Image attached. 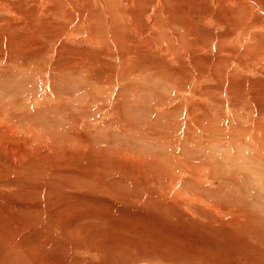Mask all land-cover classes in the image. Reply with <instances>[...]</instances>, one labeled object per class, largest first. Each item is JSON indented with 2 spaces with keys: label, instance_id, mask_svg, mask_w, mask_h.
Returning a JSON list of instances; mask_svg holds the SVG:
<instances>
[{
  "label": "rangeland",
  "instance_id": "obj_1",
  "mask_svg": "<svg viewBox=\"0 0 264 264\" xmlns=\"http://www.w3.org/2000/svg\"><path fill=\"white\" fill-rule=\"evenodd\" d=\"M169 1L182 4L171 7L163 20L166 30L177 29L174 39L181 28L185 35L192 34L188 41L220 40L222 45L216 42L212 54L203 53L199 42L189 47L196 56L193 63L187 58L182 66L168 61L181 72L186 67L188 75L179 70L168 79L159 68L143 74L159 64L156 57L166 56L153 48L141 50L142 42L133 35L125 42L138 65L131 69L132 63L123 64L121 71L123 62L115 60L113 52L68 41L66 33L56 31L58 41L50 51L39 46L45 44L40 40L36 50L15 53L17 37H2L6 29H0V264H97L103 258L101 236L128 239L150 258L156 247L165 259L172 253L186 256L181 264H193L191 253L197 259L221 258L222 264H255L246 257H264V63L259 56L254 62L245 55H253L242 49L249 46L245 36L237 40L238 34L218 27V10L212 11L213 26L200 15L186 23L184 5L192 9V2H199ZM243 1L238 3L249 2ZM253 1L263 4L264 12V0ZM205 2L212 6L213 0ZM226 3L223 0L228 11L235 8ZM45 8L46 12L49 7ZM8 12L0 8L4 21ZM9 20L12 23L13 17ZM249 20L258 25L253 16ZM116 21L118 34H128L126 19L120 16ZM257 35L264 38V32ZM231 38L236 44L228 47ZM217 44L223 47L219 58ZM213 63L217 82H193L209 72L206 64ZM255 136L259 147H253ZM200 164L207 167L200 190L206 187L209 192L195 191L222 202L221 233L211 226H193L187 218L175 225L170 207L158 198L170 200L164 185L173 180L182 192L177 196L191 201L192 190L185 187L196 180V171L187 172ZM240 214V222H233ZM130 251L133 258L111 254L107 264L139 261L136 248ZM209 260L206 263L213 261Z\"/></svg>",
  "mask_w": 264,
  "mask_h": 264
},
{
  "label": "bare ground",
  "instance_id": "obj_2",
  "mask_svg": "<svg viewBox=\"0 0 264 264\" xmlns=\"http://www.w3.org/2000/svg\"><path fill=\"white\" fill-rule=\"evenodd\" d=\"M34 1L35 0H14V1L13 0H11V1L0 0V8L8 9L9 18L13 17L12 23L10 22L9 18H6V21H4L3 18L0 17V21L2 22V26H0V29H6L3 33H1V35L4 34V36H2V37H5V36L7 38L9 37V40H11L13 38V41H16L15 37H17V42L15 45V46H17V48H16L15 53H17L18 51H20L22 49L27 50L30 48H35V50H36V48L38 46L37 42L40 40H44L45 44H42L43 43L42 42L41 43L42 45H39V46L45 47V49H47V50L49 49V51H50V49H53V46L58 41L56 38L58 33L56 31H60L61 35H64V33L67 34V37H65V36L64 37H65V39L67 38L68 41L80 42V43L86 42V43H89L93 46L98 47V52L103 51V53L106 52L110 55H111L110 52H113V54H115V56H113L115 58V60L117 59V60L123 62L122 68H120L122 71V70H124V67H125V66H123V64L127 65V64L132 63L131 69L133 67H135L137 64L135 55L134 54L132 55V53L128 49V44L125 42V40H127L130 36L133 35L134 38L138 39L137 41L142 42L141 50H143L145 48L146 49H149V48L152 49L153 48V49H155V51H153V52H159V53L164 54L166 56L163 59H159L156 57V60L158 61L159 64H157V66L155 68H153L154 70H152V72H150V69L146 70L145 72L141 70V72H144L143 74H145V76H147V75L153 74L154 72H156V69L159 68L160 69L159 73L161 76L164 77L163 79H168V78L172 77L174 74H180V72H181V69H179L180 70V72H179L178 69H174L173 67H171L170 65L172 63L169 65L168 61L173 62L175 66H182L185 64V62L187 63V60L185 59V58H187V59L191 60V62L193 63L194 60H192V58L196 57V56L191 54V49L189 47L198 44V42H199V45H202L201 51L203 53H205L204 52L205 50H209V52L211 53V51H213V50H210V49H213V47L214 48L216 47L215 44L217 41L205 43V41L203 39H200V41H197V40L195 41V38H194V41H188V40H190V38H192L191 37L192 34H190V36L185 35L184 34L185 30L183 31V29H181V28L178 29V31L180 33L178 34V39L176 40V38L174 39V37H176L175 33H176L177 29H176V31L172 30L173 27H172V29H168V30L165 29L166 24L163 25L164 24L163 20L165 21V19H167V17L169 16V13H170V12L168 13V11H170L169 9L171 7L177 8L180 5H182L181 3H172L169 0H37V3L35 4ZM174 1H177V0H174ZM194 1H196V0H194ZM197 1L199 3L192 2V4L196 5V7L192 8V9L189 7H186L187 4L184 5L185 11L189 15V19H187L185 21L186 23L191 22L192 19H195V17L200 15V17L206 23H207V21H209V24L211 25V24H213L212 20L215 19L212 11L214 12L215 9L218 10L217 11L219 14L218 16L220 17L218 19V22H217L218 27H220V29H224L225 32L226 31H232L235 34H238L237 40L240 39V37L245 36L246 39L249 41V46L244 45L242 47V49L246 52L248 50H250L253 53V55H251V54H245V55L248 58L253 59L254 62H255V59L257 58V56H259L258 60L264 63V38L262 35H257V33L264 32V19L260 18V17H264L263 16L264 12H263V7H262L263 4H260L259 1L257 2V1H253V0H249V2L247 4L238 3V0H225L227 2L226 4H230V6L233 4L235 5L234 6L235 8L233 10H229L231 12V13H229V11L225 7H223V0H213L212 6L206 4L207 1L205 2V0H197ZM262 2H263V0H262ZM119 4H120V6H119ZM122 4L124 5L122 8H120V9L117 8V7H121ZM248 5H252L254 7L250 8ZM43 6H44V8H43ZM45 6L49 7L46 12L44 11L47 9V8H45ZM192 6H190V7H192ZM204 6H207L206 9L208 8L207 11H208V15L210 16L209 19H207V14L205 12L206 9L204 8ZM247 6H248V8H247ZM31 8H35V11H30ZM203 8L205 9L204 11H202ZM121 9H123L122 12H121ZM173 11H174V9H173ZM156 12H157V16L155 18ZM34 14L36 17L33 16ZM223 15L225 16L224 22H223ZM120 16H122L123 18L126 19L127 28L131 32V33H129V31H128L127 32L128 34L122 35L123 37L118 34L119 28H121V27H118L116 24L117 23L116 18H118ZM190 16H191V18H190ZM251 16L254 17V20L255 19L257 20L258 25L254 24L253 21L251 22L249 20L251 18ZM26 18H29V19H26ZM24 19H26V20H24ZM55 20H58V21H55ZM184 20H185V17H184ZM121 23L119 22V24H121ZM174 23L176 24V22H172V24H174ZM211 26H213V25H211ZM56 27L58 30H56ZM47 29H50V32L45 34V30H47ZM186 29H187V26H186ZM0 32H1V30H0ZM23 33H25V34H23ZM258 38H261V40H258V41H260L259 43L257 41ZM183 40H185V41L182 43ZM231 40H232V38H231ZM1 41H2V39H1ZM7 42L9 43L8 40H7ZM218 42H217L218 44L222 45V43H220V40ZM4 43H2V44H4ZM173 44H174V46H172ZM218 44H217V46H218ZM233 44H236L234 39L232 41L228 42L227 46L228 47L233 46ZM5 45L7 46V44H5ZM152 46H154V47H152ZM240 46H241V44H240ZM49 47H51V48H49ZM1 48H3V46ZM217 48L218 49H216V50L217 51L219 50L217 58H219L220 53L223 56V47L218 46ZM6 49H8V48H6ZM47 50H45V51L47 52ZM104 50H106V51L104 52ZM215 53H217V52H215ZM99 54L100 53H98V55ZM110 55H108V56H110ZM260 55H261V57H260ZM147 57H149V56H147ZM216 61H217V59H215V62ZM164 63H166V64H164ZM148 64H150V63H148ZM200 65H202V64H200ZM206 66H207L206 68L209 69L208 70L209 72L204 74V76H203V74H201L202 76H200V80L197 81L196 79H194L193 82H195V83L200 82V83L205 84L208 82H214L215 83L218 81L217 80L218 75H217L216 69H215L216 63L209 64V65L206 64ZM185 68L182 70L181 73L187 74V72H185V71H187ZM200 68H203V67H200ZM120 73H122V72H120ZM244 73H246V72H244ZM2 74H3V72H2ZM142 77H144V76H142ZM191 95H192V92H191ZM188 96H190V94H188ZM191 100H192V98H191ZM206 105L207 104H204V107ZM199 106H201V105H199ZM200 108L201 107H199V109ZM196 112H197V110H196ZM205 112H207V110ZM197 115H199V114L197 113ZM196 117H198V116H196ZM191 123H194V122H191ZM197 125L200 127L198 129H202L200 124H197ZM190 127L191 126H189V128ZM256 132L257 131H255V133ZM11 133H12V130H11ZM263 134H260V135H263ZM254 138H255V141H254L255 144H253V145H255V146H253V145L252 146L253 147H259L260 142L258 144V142H257L258 140L256 141V136ZM258 158H260V157H258ZM206 168H207L206 166H204L203 164H200V167L197 165L196 167H192V169L187 172L188 174L192 175V173L194 171H196L195 172L196 173L195 174L196 180L195 181L192 180L193 182L185 187V189L187 191L189 188L192 190L191 191L192 197L190 198L191 201H189L187 199V197L184 199L181 196H177V194L182 195V192H180V189L178 190L179 182L178 181L174 182L173 180H170V183L167 184V185H169V187H167V185H164V188L166 191L165 197L170 199V200H164L163 201V199H164L163 197H158V198L160 201H162L164 204H166L168 206L166 208L170 207L171 210H169V212H171L170 214H172V216H174L173 223L175 225H179L180 220L187 218V220L193 226L194 225H196V226L200 225V227L203 226V228L211 226L210 228L213 227V229L218 230L221 233L222 232V224H223L222 223L223 208H221L219 205L222 204V202L219 201V199H212L210 196H208L207 199L206 198L204 199L199 194V193L202 194V192H203V194H206L209 192V191H204V188H206V187H204L203 190H200L202 188L201 183L204 184L206 182L204 180H207L206 179L207 177L204 176V175H206V174H204ZM157 171H158V168H157ZM191 175H189V176H191ZM159 178H161V177H159ZM150 180L152 181V178ZM155 180H158V179H155ZM220 183H222V180L220 181ZM200 184H201V187H200ZM150 185H151V183H150ZM220 187L222 188V186H220ZM208 189H210V187H208ZM195 190H198L199 193ZM219 192H222V190ZM210 193H212V192H210ZM219 196H221V194ZM190 206H193V208L191 209ZM194 207H196V210ZM237 214H239V213H237ZM231 216H233V215H231ZM241 216H243V215L242 214L238 215V220H235L233 222H235V223L237 221L240 222ZM157 218H159V217H157ZM161 219H159L160 222H161ZM229 221L230 220H228L226 222H229ZM227 224H229V223H227ZM80 226L81 225H79V223H78L77 228ZM200 230L204 231L201 228H200ZM206 230H207V228H206ZM252 231H253V229H252ZM254 232H256V231H254ZM214 233H217V232H214ZM175 234H177V233H175ZM168 235H169V233H168ZM211 235H213V234H211ZM173 236H174V234H173ZM214 236L216 237V235H214ZM217 236H220V234ZM246 236H247V232H246ZM192 238H194V237H192ZM100 239H101L100 241H101V245H102L100 255L103 258H101L100 262L97 264H107V262L109 261V258L110 259L113 258V257H110L111 254L113 256L115 255L114 257H117L120 254L122 256L124 255V256H128V257L133 258V255H132L130 250H132V249L134 250V248H136L137 252L139 253V257L137 258V260H139V259L140 260L135 262V263H132V264H160V261L161 262L164 261L167 264H181L179 260H184L186 258V256H181L179 258L178 255L175 256L172 253L170 255V258L165 259L162 257L163 254L161 252V248L159 250V248H157V247H156L157 250L155 251V253L153 255L154 258L153 257L150 258V257L144 256L143 255L144 252L142 250H140V248L136 247L135 243H132L128 239L125 240L124 238H121V237L118 238V237H109V236L108 237L101 236ZM174 239H175V237H174ZM204 239H206V238H204ZM155 241H158V240L155 239ZM205 242H206V240H205ZM70 245L73 246V244H70ZM74 245H77V244H74ZM177 245H175V247H178ZM156 246H158V245H156ZM77 247H79V246H77ZM191 249L193 251V248H191ZM176 251H177V249H176ZM254 253H255V251H254ZM182 254H185V253H182ZM193 255H195V254L191 253V257H190L191 261H193L191 263H193V264H198V263L199 264H222L221 258L219 260H216L215 257L213 258L211 256H207V258H205L206 256L202 255V257H203L202 259H197ZM209 255H212V253H210ZM199 256H200V254H199ZM212 256H214V255H212ZM194 258H196L197 260ZM246 258L251 260V262H253L255 260L254 262H257L255 264H258V263L264 264V257L257 256V255L253 256V254H252V257H249V255H248V257H246ZM115 259L116 258H114V260ZM208 259H211L213 261L209 260L211 262L206 263V261H208ZM117 261H118L117 263H119L120 261H123V260L120 259ZM77 262H79V260ZM115 262H116V260H115ZM84 263H85V261H84ZM243 263H245V262H243Z\"/></svg>",
  "mask_w": 264,
  "mask_h": 264
}]
</instances>
